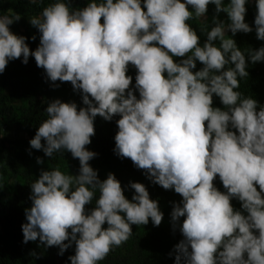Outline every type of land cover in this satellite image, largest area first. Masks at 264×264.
Instances as JSON below:
<instances>
[{"label":"clouds","instance_id":"9594fccd","mask_svg":"<svg viewBox=\"0 0 264 264\" xmlns=\"http://www.w3.org/2000/svg\"><path fill=\"white\" fill-rule=\"evenodd\" d=\"M246 3L89 0L74 8L71 0H52L30 18L40 32L34 50L9 27L21 14L0 15V73L10 60L22 57L26 64L32 56L51 81H70L84 105L51 100L29 141L49 157L70 151L80 167L78 174L41 169L30 184L23 242L39 238L45 247L59 246L60 255L74 242L70 264H98L130 238L133 224L151 218L160 225L164 213L144 183L130 181L135 191L128 199L114 173L100 179L89 163L98 155L86 147L95 117L118 115L113 151L182 197L170 213L173 230L183 235L174 264H264V104L237 90L238 77L249 76L248 61H264V45L245 55L234 38H225L255 30L264 40V0H256L255 29L246 22ZM209 4L213 25L201 43L188 21L206 17ZM130 63L137 69L134 85L126 74ZM214 95L223 108L213 105ZM217 175L226 191L215 185Z\"/></svg>","mask_w":264,"mask_h":264},{"label":"trees","instance_id":"16d2710c","mask_svg":"<svg viewBox=\"0 0 264 264\" xmlns=\"http://www.w3.org/2000/svg\"><path fill=\"white\" fill-rule=\"evenodd\" d=\"M50 2L52 0H38L35 4L32 0H0V15L21 14L20 19L12 24H18L13 32L27 37L26 42L34 50L40 42V32L30 23V18L38 15ZM88 2L89 0H71L74 8L84 7ZM246 7V22L255 29L256 0H247ZM214 8V5L209 4L206 17H193L188 21L201 37V43L213 25ZM219 16L222 21L228 22L226 13L221 12ZM12 25L9 26L11 30ZM33 35L36 36L35 40L31 39ZM229 36L236 40L245 55L249 49L264 45V40L257 39L255 30L249 33L238 31L234 36L229 31L225 38ZM215 43L219 46L220 40L217 39ZM22 59L10 60L5 71L0 73V264H70L68 257L75 252L74 242L60 255L59 246L45 247L39 238L23 242L21 225L26 222L25 208L32 203L30 184L40 175L41 169L59 166L62 171L78 174L79 158L73 157L70 151H58L49 157L42 149L32 148L29 141L35 136L40 122L47 117L45 110L48 102L59 98L64 102L75 101L81 107L84 106L82 96L79 91L74 90L70 81L53 82L48 79L45 70L37 66L34 57L30 56L26 64ZM248 64L249 76L238 77L240 86L237 90L264 104V61L252 63L249 60ZM201 67L202 63L197 61L196 70ZM136 72L137 69L130 63L126 74L133 77L132 85L135 84ZM135 94L139 98L138 91ZM213 105L224 107L220 98L215 95ZM117 119L118 115L110 121L99 115L95 117V135L86 147L98 155L89 163L94 169H98L100 179H105L109 172L114 173L128 199L132 198L135 191L128 187L129 182L144 183L150 198L158 200L164 216L158 226L152 223L151 218L145 225L133 224L130 238L123 244L114 246L98 264H174V246L183 239V235L179 228L173 230L170 213L173 202H179L182 197L174 189H165L153 183L145 175V169L138 168L130 158L121 157L113 151L114 136L118 131ZM37 157H42L44 163L38 164ZM214 183L221 191H226L218 175ZM98 195L97 191L96 196ZM231 203L234 209H240L241 202L238 199L233 198ZM85 207H95V198ZM183 219L184 217L180 218L181 222ZM103 227H107V223ZM33 252L37 255H32ZM170 252L173 255H169Z\"/></svg>","mask_w":264,"mask_h":264},{"label":"rangeland","instance_id":"374dc122","mask_svg":"<svg viewBox=\"0 0 264 264\" xmlns=\"http://www.w3.org/2000/svg\"><path fill=\"white\" fill-rule=\"evenodd\" d=\"M16 28H18V24H15L11 31H14Z\"/></svg>","mask_w":264,"mask_h":264},{"label":"crops","instance_id":"0c3cea01","mask_svg":"<svg viewBox=\"0 0 264 264\" xmlns=\"http://www.w3.org/2000/svg\"><path fill=\"white\" fill-rule=\"evenodd\" d=\"M14 25H15V24H14ZM14 25H12V28H13Z\"/></svg>","mask_w":264,"mask_h":264}]
</instances>
